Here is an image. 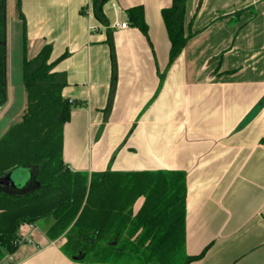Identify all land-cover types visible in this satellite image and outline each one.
I'll return each instance as SVG.
<instances>
[{"label":"crops","instance_id":"crops-1","mask_svg":"<svg viewBox=\"0 0 264 264\" xmlns=\"http://www.w3.org/2000/svg\"><path fill=\"white\" fill-rule=\"evenodd\" d=\"M172 1L109 0L107 27L93 0H21L28 59L47 46L50 64L64 58L53 73L79 104L64 127V163L89 176L186 173V254L200 257L191 264H264V110L240 129L264 97V0H188L195 36L170 66L162 11ZM138 7L147 36L128 21ZM47 224L22 227L0 264H79L63 253L65 237L47 238Z\"/></svg>","mask_w":264,"mask_h":264},{"label":"trees","instance_id":"trees-1","mask_svg":"<svg viewBox=\"0 0 264 264\" xmlns=\"http://www.w3.org/2000/svg\"><path fill=\"white\" fill-rule=\"evenodd\" d=\"M109 0H93L94 16L107 25L103 7ZM188 0H173L162 11L171 43V66L195 36L186 27ZM23 25V75L27 105L22 122L0 140V178L25 171L24 186L0 188V263L16 253L20 230L49 220L46 236L65 237L63 253L79 264H191L200 257L186 254L187 175L181 171L95 173L72 172L63 160V132L71 111L79 104L62 97L52 82L57 62L44 48L32 60L27 56ZM5 0H0V31L5 24ZM243 12H239V17ZM132 27L145 36L148 28L142 7L127 11ZM113 62L115 49L109 40ZM115 72V71H114ZM9 102L6 48L0 46V111ZM264 145V139L261 141ZM143 198L135 214V203Z\"/></svg>","mask_w":264,"mask_h":264},{"label":"rangeland","instance_id":"rangeland-1","mask_svg":"<svg viewBox=\"0 0 264 264\" xmlns=\"http://www.w3.org/2000/svg\"><path fill=\"white\" fill-rule=\"evenodd\" d=\"M13 0H11L12 2ZM7 9V83L9 99L11 104L6 109L0 111V140L7 131L22 122L24 112L27 105V97L24 89L23 75V52H22V29L21 22L16 20L15 12L10 11V0L6 1ZM9 30V32H8ZM3 113L4 115H2ZM2 116V117H1ZM14 173L15 181L24 186L28 180V174L25 171H17ZM49 220H42L38 223L39 229L42 231ZM48 225V224H47Z\"/></svg>","mask_w":264,"mask_h":264},{"label":"water","instance_id":"water-1","mask_svg":"<svg viewBox=\"0 0 264 264\" xmlns=\"http://www.w3.org/2000/svg\"><path fill=\"white\" fill-rule=\"evenodd\" d=\"M38 85L40 86H61L64 87L66 85V76L63 74L56 75L52 82H39ZM264 110V97L262 100L252 109V111L245 117L243 122L240 125V129H243L245 126L250 124L255 117ZM15 176L16 173H15ZM14 174H6L5 176L0 178V188H15L20 186L17 181H15Z\"/></svg>","mask_w":264,"mask_h":264},{"label":"flooded vegetation","instance_id":"flooded-vegetation-1","mask_svg":"<svg viewBox=\"0 0 264 264\" xmlns=\"http://www.w3.org/2000/svg\"><path fill=\"white\" fill-rule=\"evenodd\" d=\"M7 0H5L6 2ZM7 18V9L5 8V24H4V28L2 31H0V46L5 47L6 48V75H7V41H6V34H7V24H6V19ZM9 94V92H8Z\"/></svg>","mask_w":264,"mask_h":264},{"label":"built area","instance_id":"built-area-1","mask_svg":"<svg viewBox=\"0 0 264 264\" xmlns=\"http://www.w3.org/2000/svg\"><path fill=\"white\" fill-rule=\"evenodd\" d=\"M115 29H121V30H126L128 29V24L124 23V24H117L116 26H114Z\"/></svg>","mask_w":264,"mask_h":264}]
</instances>
